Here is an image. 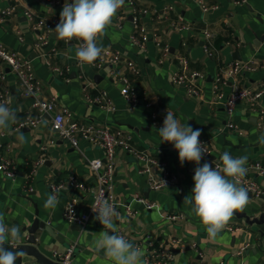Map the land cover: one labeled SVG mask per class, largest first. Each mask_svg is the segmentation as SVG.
Segmentation results:
<instances>
[{
  "label": "crops",
  "instance_id": "obj_1",
  "mask_svg": "<svg viewBox=\"0 0 264 264\" xmlns=\"http://www.w3.org/2000/svg\"><path fill=\"white\" fill-rule=\"evenodd\" d=\"M204 1L208 10H203L194 0H125L104 36L97 41L104 51L121 53L123 62L119 65L104 63L98 66L96 61L92 65H80L75 57L77 41L73 39L66 44L57 40L53 32L43 47L47 56L42 57L35 48L39 37L44 35V30L36 27L37 21L40 18L59 20L62 11V8L52 7L43 0H16L19 11L5 22L0 20V42L32 62L36 76L42 82L41 98L55 97L59 106L68 109L75 121L130 132L138 147L148 148L163 164V167L153 169L154 175L167 173L179 178L175 185L153 190L148 183L149 176L140 172L142 163L122 150L116 153L114 189L120 215L115 225L117 230L131 236L132 241L141 244L145 254L151 247L169 248L175 254L174 264L193 261L264 264V237L260 233V230L264 231V224L251 226L245 219L234 215L215 240L208 238L191 206L183 203L194 187L197 165L188 161L181 165L173 144L162 142L158 136L159 127L151 119L152 109L146 106L148 102L152 103L158 120L168 110L182 125L190 124L194 129H201L199 139L208 140L212 147L211 157L202 159L201 165L208 162L213 166L224 152L233 157L247 156V163L264 158V144L259 142L264 131L257 127L256 113L247 103L240 102L234 123L241 133L229 129L225 107L217 101L213 88L222 70L236 61L254 60L258 68L242 73L237 80L226 79L222 85L226 95L235 84L255 90L264 83V0H248L246 6L236 5L232 0ZM8 4V0H0V14ZM24 10L32 11L35 18H27ZM140 26L146 28L150 37L144 48L131 42ZM205 32L212 35L211 39L206 38ZM154 33L159 35L163 44L169 45L168 55L165 56L151 39ZM20 36L23 40L19 39ZM209 43L213 56L204 50ZM181 56L188 60L190 72L205 76L204 80H198L200 96H191L185 87L172 82V76L180 68ZM127 61L138 66V75L131 73ZM53 66L68 71L59 76ZM0 71L5 75L0 79V90L7 92L9 107L17 114V123L32 113L34 99L24 93L16 76L1 62ZM123 77H128L140 94L141 101L134 108H130L121 95ZM99 91L108 93L116 106L115 111L109 112L88 102L86 93ZM261 103L264 106V98ZM16 123L0 133V151L10 157L17 168L15 178L0 173V214L7 224L20 226L22 248H35L38 252L26 251V255L17 259L15 264H59L56 254L65 252L70 246H75L73 264H111L94 246L103 226L94 221L79 228L69 224L64 217L65 206L72 197L78 198L81 211L91 207L97 177L89 161L105 160L104 150L85 141L80 143L81 150L72 147L52 130L51 118L47 115L37 128L19 130L26 138L21 144L14 129ZM40 159L43 162L28 179L27 175ZM250 175L264 187V178L255 173ZM71 177L83 188L72 185ZM58 184H64V187L58 192L57 208L45 209L47 195ZM248 196L247 206L237 212L246 213L250 219L261 218L264 215V194L256 198L248 191ZM138 198H145L156 206L148 208ZM128 208L134 211V215L128 214ZM37 213L52 234L39 229L37 241L40 243L32 245L27 242L28 231L22 230L32 226ZM169 215H184L185 219L172 221ZM231 226L243 230L230 231L228 227ZM242 248L243 253L239 255Z\"/></svg>",
  "mask_w": 264,
  "mask_h": 264
},
{
  "label": "built area",
  "instance_id": "obj_2",
  "mask_svg": "<svg viewBox=\"0 0 264 264\" xmlns=\"http://www.w3.org/2000/svg\"><path fill=\"white\" fill-rule=\"evenodd\" d=\"M9 4L6 8L1 11L0 20L5 22L9 17L14 15L19 11L18 5L15 3L16 0H8ZM52 7L63 8L65 0H43ZM203 10H208V6L204 0H194ZM236 5L246 6L248 5V0H232ZM68 3H72V0H67ZM132 3V2H131ZM24 15L33 20L35 14L30 10H24ZM59 20H45L40 18L37 21L36 27L44 30V35L39 37V40L35 44V48L40 51L41 56H47V53L43 51V47L47 43V39L50 35L49 29H54L58 24ZM206 38L211 39L212 35L209 32H205ZM21 40L22 37L20 36ZM156 45L162 50L163 54L166 56L169 54L170 49L168 44H163L160 40L158 34L154 33L151 38ZM23 40V39H22ZM150 40L148 32L144 26L137 28L135 33L131 37V42L134 45H137L140 48H144L145 44ZM205 52L208 55L213 56L214 51L211 47V43L206 44L204 47ZM0 62L5 65L10 72H12L18 81L20 82L21 87L24 90V93L27 96H31L33 101V111L27 115L24 119L19 120L16 123L15 130H22L24 128H37L45 116H50L51 118V128L52 130L63 140L67 141L72 147L77 150L80 149V143L85 141L90 145L101 148L105 152V160L102 159H93L89 161V165L92 171L96 174L97 177V190L93 198V203L91 207L86 211H81L79 209L78 198L72 197L67 202L65 206L64 217L69 224L85 227L91 222H96L102 226V224L96 219L97 213L93 212L92 207L94 206L97 197L106 198L116 207V210L119 209V204L117 196L114 189V177H115V156L118 150H122L132 157L136 158L140 163H142V169L140 172L142 174H147L149 176L148 183L153 190H160L168 186L177 184L178 177L176 175H170L163 173L161 176L153 174V169L155 167H163L156 158H154L148 148H140L134 142V137L132 134L123 129H114L105 125L87 123L83 121H75L71 118V112L66 108H61L58 104V101L55 97L49 99H44L40 97L42 92V82L37 78L35 70L33 68L32 62L26 57L10 49L7 45L0 42ZM123 62L122 55L119 51L106 50L102 53V56L98 58L95 62L96 65L102 66L104 63H110L113 65H119ZM48 65H51V62H47ZM82 65L81 63H79ZM180 68L172 76V82L176 85L183 86L187 89V92L191 96H200L201 88L198 83L205 79L204 74L199 72H190L188 60L181 56L179 57ZM127 66L130 68L131 73L138 75L140 70L138 66L132 62L127 61ZM258 64L254 60L249 61H236L230 63L226 66L221 74L216 78L214 83V92L217 98V101L222 102L225 111L228 116V128L234 130L238 133H241L239 126L234 123V116L236 112L237 105L240 102H245L250 106V109L256 113L257 118V127L260 130L264 131V106L261 101L264 98V83L260 85L258 89L251 90L249 88H241L237 84L233 86L232 91L226 95L222 90V85L226 79L237 80V77L244 72L256 71ZM54 71L59 76H64L65 72L68 69H63L59 67H54ZM5 75L3 71H0V79H4ZM69 78H67V81ZM122 89L121 95L124 100L129 104L130 108H134L139 105L141 98L139 92L133 87L130 79L128 77L122 78ZM86 90V89H85ZM86 99L88 102L98 105L101 108L113 112L116 110V106L113 100L110 98L107 92L99 91L95 94L86 93ZM0 102L7 103L9 106V100L7 92L5 90H0ZM147 107L152 109L151 119L153 124L159 128L163 126V121L165 116L159 118L155 110H153L152 103L148 102ZM206 148V153L204 154V160L209 159L212 155V147L210 142L205 139H199ZM1 148V147H0ZM43 162V159H40L35 163L32 171L27 175L28 179H31L35 173L36 167ZM216 164H221L220 157L213 162V168ZM248 171L246 176L242 180V186L252 193L256 198H260L264 194V187L257 180L252 178L250 174H257L258 176L264 178V158L257 159L253 162H248L246 165ZM0 173L8 178H15L17 176V168L14 161L6 156L3 152L0 151ZM164 183H163V182ZM71 184L76 188H83V185L77 182L73 177L70 180ZM64 187V184H58L53 186L55 192H59L61 188ZM139 202L146 204L148 208H153L156 206L154 202H149L145 198H138ZM128 214L130 216L134 215V211L128 208ZM169 219L172 221H178L185 219L184 215H169ZM230 231L243 230L238 226L228 227ZM118 233L123 235L131 243L141 247V244H138L132 241V237L129 236L125 231L119 229ZM149 239V237L147 238ZM244 248H242L238 254L243 253ZM74 251L75 246L68 247L65 252L56 254V257L59 259V264H73L74 263ZM145 258L148 260L149 264H174L175 254L171 249L166 248H149L146 251ZM189 264H210V263H199V262H190ZM213 264H226L224 261H220Z\"/></svg>",
  "mask_w": 264,
  "mask_h": 264
},
{
  "label": "clouds",
  "instance_id": "obj_3",
  "mask_svg": "<svg viewBox=\"0 0 264 264\" xmlns=\"http://www.w3.org/2000/svg\"><path fill=\"white\" fill-rule=\"evenodd\" d=\"M124 5L125 0H73L72 3L65 0L58 24L49 31L54 33L57 40L66 44L75 39L78 43L76 59L81 64L92 65L104 52L97 41L104 36ZM16 121V111L7 103L0 102V133L8 131ZM158 133L162 142L173 144L181 165L185 161L196 163L194 187L191 194L185 196L183 203L191 206L192 213L199 218L208 238L215 240L235 212L243 211L249 203L248 190L242 186L248 171V157H233L229 152H224L220 156L221 164H216L214 168L208 162L201 165L207 152L199 140L201 129H194L190 124L182 125L168 110ZM17 140L21 144L26 142L24 134L19 130ZM259 142L264 144V135H261ZM58 204V193L53 190L47 195L44 208L55 210ZM92 210L97 213L96 219L104 229L94 241L97 252H103L111 264H149L143 249L118 233L115 220L120 213L113 203L97 197ZM21 240L20 226L7 224L0 214V264H15L17 259L26 255Z\"/></svg>",
  "mask_w": 264,
  "mask_h": 264
},
{
  "label": "water",
  "instance_id": "obj_4",
  "mask_svg": "<svg viewBox=\"0 0 264 264\" xmlns=\"http://www.w3.org/2000/svg\"><path fill=\"white\" fill-rule=\"evenodd\" d=\"M58 8V7H57ZM238 218H243L246 220V222L249 225H257V226H261L264 224V215L261 218H254V219H250L249 216H247V214L245 213H239V212H235V214ZM79 228H81L80 226H77ZM41 229L49 234H52V231L50 230L49 226L47 225V223L41 219L40 217H38V213H37V218L35 219L34 223L32 224V226L30 227H26L25 229L22 230V232H25L26 230L29 233V236L27 238V242L29 244L32 245H38L40 242H38L37 240V233L38 230ZM261 232V236L264 237V231L260 230ZM23 251H29V252H33V253H37L38 250L35 248H23ZM44 261V260H43Z\"/></svg>",
  "mask_w": 264,
  "mask_h": 264
}]
</instances>
